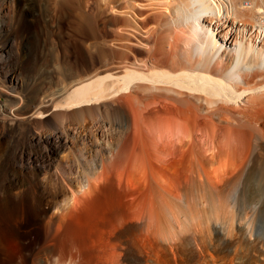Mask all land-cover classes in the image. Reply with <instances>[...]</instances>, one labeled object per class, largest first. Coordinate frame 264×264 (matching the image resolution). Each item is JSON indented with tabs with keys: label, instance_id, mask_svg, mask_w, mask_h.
<instances>
[{
	"label": "bare ground",
	"instance_id": "obj_1",
	"mask_svg": "<svg viewBox=\"0 0 264 264\" xmlns=\"http://www.w3.org/2000/svg\"><path fill=\"white\" fill-rule=\"evenodd\" d=\"M0 97V264H264V0H0Z\"/></svg>",
	"mask_w": 264,
	"mask_h": 264
},
{
	"label": "rangeland",
	"instance_id": "obj_2",
	"mask_svg": "<svg viewBox=\"0 0 264 264\" xmlns=\"http://www.w3.org/2000/svg\"><path fill=\"white\" fill-rule=\"evenodd\" d=\"M46 56V58L48 59V65L47 66H44L42 67L41 70H39L40 68H38V70L36 69L35 73H34V77L38 80H40V84L42 85V87L46 88L48 85L47 83V78H50L53 74V71H54V63L52 61V56L51 55H44ZM50 63V64H49ZM53 67V68H52ZM52 68V70H51ZM51 70V71H50ZM5 101V98L4 97H0V102H3Z\"/></svg>",
	"mask_w": 264,
	"mask_h": 264
}]
</instances>
